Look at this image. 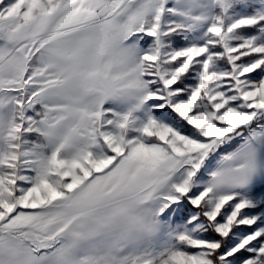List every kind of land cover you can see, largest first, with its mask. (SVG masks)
<instances>
[{"label":"snow or ice","instance_id":"1","mask_svg":"<svg viewBox=\"0 0 264 264\" xmlns=\"http://www.w3.org/2000/svg\"><path fill=\"white\" fill-rule=\"evenodd\" d=\"M0 264H264V0H0Z\"/></svg>","mask_w":264,"mask_h":264}]
</instances>
